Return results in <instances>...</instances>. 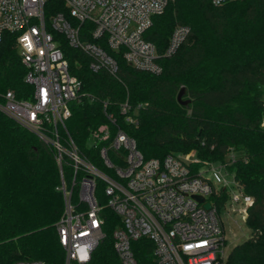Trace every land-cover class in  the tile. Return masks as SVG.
I'll return each instance as SVG.
<instances>
[{
	"label": "trees",
	"instance_id": "16d2710c",
	"mask_svg": "<svg viewBox=\"0 0 264 264\" xmlns=\"http://www.w3.org/2000/svg\"><path fill=\"white\" fill-rule=\"evenodd\" d=\"M46 5L45 15L53 12L50 6L59 10L63 3L49 0ZM177 24L187 25L189 32L172 55L158 59L161 71L155 74L134 68L120 51L107 47L117 64L115 74L93 71L90 56L56 34L83 94L71 101V114L60 133L69 135L78 151L97 165V151L88 139L101 124H107L112 135L122 130L133 138L145 159L193 150L200 160L224 162L232 153L227 169L253 201L245 219L250 234L231 249L225 264H264V0L221 5L173 0L153 16L143 37L162 52ZM81 37L96 42L89 34ZM14 38L11 32L1 38L0 94L11 89L24 98L31 86L24 81L26 69ZM181 89L185 105L177 100ZM125 100L135 123L124 120L120 105ZM114 156L117 153L110 154ZM62 169L70 179L73 170ZM59 179L52 148L0 111V264L26 259L63 264L56 231L64 207L56 189ZM101 214L105 236L87 264H120L111 237L119 218L107 207ZM132 246L140 264H154L148 239Z\"/></svg>",
	"mask_w": 264,
	"mask_h": 264
},
{
	"label": "built area",
	"instance_id": "2783aa9c",
	"mask_svg": "<svg viewBox=\"0 0 264 264\" xmlns=\"http://www.w3.org/2000/svg\"><path fill=\"white\" fill-rule=\"evenodd\" d=\"M48 1L0 0V42L4 32L15 35V47L26 69L24 81L31 86L24 98H18L11 89L1 93L0 111L54 152L60 177L56 189L64 203L56 222L63 264H87L91 260L105 236L106 219L101 214L105 207L119 218L111 237L120 264H140L132 242L142 238L152 243L154 264H225L230 252L225 249L227 238L219 209L226 207V216L235 224L237 218L245 223L253 201L234 176L230 183L220 173L223 170L233 175L227 169L234 159L232 153L224 162L200 160L193 150L145 159L133 138L122 130L112 135L109 126L101 124L88 139L97 151V165L78 151L69 135L60 133L71 114V101L80 100L83 94L56 34L88 54L93 71L106 69L115 74L117 64L104 49L107 47L120 51L134 68L159 73L158 59L176 51L189 27L175 25L162 52L143 34L153 16L173 0H57L63 3L62 8L56 10L52 5L49 10L53 12L45 15ZM208 1L221 5L231 0ZM84 22L89 26H83ZM84 33L96 42L83 39ZM120 109L125 122H136L127 100ZM108 118L114 120L110 114ZM111 153L117 156L110 158ZM63 165L73 170L68 180ZM205 202L209 208L203 206ZM13 264L45 262L26 259Z\"/></svg>",
	"mask_w": 264,
	"mask_h": 264
},
{
	"label": "rangeland",
	"instance_id": "374dc122",
	"mask_svg": "<svg viewBox=\"0 0 264 264\" xmlns=\"http://www.w3.org/2000/svg\"><path fill=\"white\" fill-rule=\"evenodd\" d=\"M190 151L192 152V150ZM182 153L183 152H179L176 154H182ZM220 173L225 178L226 181L230 183L233 182L232 174L225 173L223 170H221ZM219 216L222 219L226 238H227L225 249L226 252L228 253L235 245L243 242L245 239L248 238L250 234V230L245 225L244 221L240 220L239 218H237L238 224H235L231 219H229V217L226 216V207H221L219 209Z\"/></svg>",
	"mask_w": 264,
	"mask_h": 264
},
{
	"label": "water",
	"instance_id": "95a60500",
	"mask_svg": "<svg viewBox=\"0 0 264 264\" xmlns=\"http://www.w3.org/2000/svg\"><path fill=\"white\" fill-rule=\"evenodd\" d=\"M182 96H183V89H181V90L179 91V93L177 94V100H178V102H179L180 104L185 105V104L188 103V100H183V99H182ZM195 198H196L198 201H202V200H203V198L200 197V196H195ZM203 206H204L205 208H209V207H210V204H209V202H205V203L203 204Z\"/></svg>",
	"mask_w": 264,
	"mask_h": 264
}]
</instances>
